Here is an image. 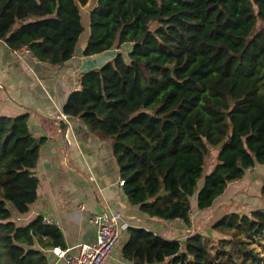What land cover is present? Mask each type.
<instances>
[{
  "label": "trees",
  "instance_id": "16d2710c",
  "mask_svg": "<svg viewBox=\"0 0 264 264\" xmlns=\"http://www.w3.org/2000/svg\"><path fill=\"white\" fill-rule=\"evenodd\" d=\"M89 2L0 0V41L63 65L76 54L80 6ZM90 32L84 56L118 52L81 73L64 114L111 143L133 206L189 231L193 198L199 211L210 209L264 164V0H97ZM40 145L28 115H0V264H33L38 252L27 248L38 238L42 247H65L58 227L41 216L20 227L7 208L26 214L37 200ZM212 229L231 237L223 253L259 259L249 241L264 235L263 208L227 214ZM127 233L122 257L134 264H223L205 234L182 243L144 227Z\"/></svg>",
  "mask_w": 264,
  "mask_h": 264
},
{
  "label": "crops",
  "instance_id": "0c3cea01",
  "mask_svg": "<svg viewBox=\"0 0 264 264\" xmlns=\"http://www.w3.org/2000/svg\"><path fill=\"white\" fill-rule=\"evenodd\" d=\"M83 8L80 6L82 19ZM84 29L74 58L60 66L41 63L32 54H16L0 41V115H28L30 132L41 142L34 171L39 181L38 198L28 213H18V220L12 212L13 219L20 227L28 226L39 216L55 221L65 244L64 248L42 247L40 239H36L27 248L38 252L33 264H66V258L79 252V244H94L97 228L91 217L104 208L122 214L118 245L105 264H134L122 257L129 227H144L182 243L189 233L180 222L151 220L133 206L124 194L111 143L92 134L81 119L62 117L70 95L80 90L81 73L101 67L117 51L84 56L91 33L85 26ZM248 174L250 178L256 176L248 172L237 182L244 181ZM196 206L197 200L192 202V208L199 211ZM54 248L70 251L65 259H59Z\"/></svg>",
  "mask_w": 264,
  "mask_h": 264
},
{
  "label": "rangeland",
  "instance_id": "374dc122",
  "mask_svg": "<svg viewBox=\"0 0 264 264\" xmlns=\"http://www.w3.org/2000/svg\"><path fill=\"white\" fill-rule=\"evenodd\" d=\"M95 4H97V0H90L89 4L82 9L84 17L83 23L89 32L90 12L94 9ZM114 52L117 53L118 51ZM116 53H112V57ZM125 58L129 59L127 54H125ZM215 163L216 159L213 157V159L208 162L206 174L211 171V168L215 165ZM249 173H256V176L250 178V174H248L244 181L231 184L226 193L217 200L212 208L201 212L195 209L192 211V226L183 242L186 241L189 235L195 233L205 234L210 238L212 245H214L212 248V256L215 261H220L223 264H264V235L258 240L253 239L249 241V246L255 250L259 258L254 262L252 261V258H245L236 251L232 252L231 257L229 253H223L225 251L231 252L232 249L229 242L226 241V239H231V237H224L212 229L215 222L227 214H231L233 212H237L239 214H250L254 209H264V201L261 197V188L264 185V164L257 166L255 170H252ZM202 186L203 180L200 182L199 188ZM194 201L196 202L195 198L192 199V202ZM7 208L16 214L18 220L19 214L10 202H7ZM176 237H179V234H176ZM221 238L224 240L219 241ZM216 250H219L222 254L221 256L224 258L220 259V256L216 255Z\"/></svg>",
  "mask_w": 264,
  "mask_h": 264
},
{
  "label": "built area",
  "instance_id": "2783aa9c",
  "mask_svg": "<svg viewBox=\"0 0 264 264\" xmlns=\"http://www.w3.org/2000/svg\"><path fill=\"white\" fill-rule=\"evenodd\" d=\"M14 53L32 54L30 49L26 46L21 47ZM65 120L69 118L68 115L62 116ZM124 181H121L123 186ZM84 209V205L81 206ZM122 219L121 212L112 208H104L101 213L94 214L91 217L92 223L97 228V239L94 244H79L77 247L79 252L66 258L70 249L63 250L54 248L53 253L59 259H65L66 264H105L114 254V251L119 242V227ZM47 224L59 226V223L51 220H45Z\"/></svg>",
  "mask_w": 264,
  "mask_h": 264
}]
</instances>
